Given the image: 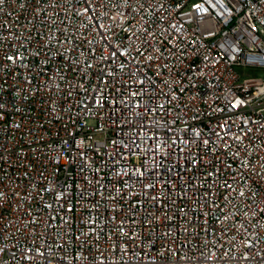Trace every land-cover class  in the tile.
Instances as JSON below:
<instances>
[{
	"label": "built area",
	"instance_id": "2783aa9c",
	"mask_svg": "<svg viewBox=\"0 0 264 264\" xmlns=\"http://www.w3.org/2000/svg\"><path fill=\"white\" fill-rule=\"evenodd\" d=\"M0 264H264V0H0Z\"/></svg>",
	"mask_w": 264,
	"mask_h": 264
},
{
	"label": "rangeland",
	"instance_id": "374dc122",
	"mask_svg": "<svg viewBox=\"0 0 264 264\" xmlns=\"http://www.w3.org/2000/svg\"><path fill=\"white\" fill-rule=\"evenodd\" d=\"M254 73H259V75H262L258 70H255Z\"/></svg>",
	"mask_w": 264,
	"mask_h": 264
}]
</instances>
